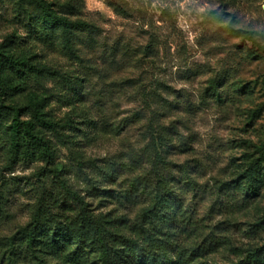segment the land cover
Listing matches in <instances>:
<instances>
[{"label": "rangeland", "instance_id": "obj_1", "mask_svg": "<svg viewBox=\"0 0 264 264\" xmlns=\"http://www.w3.org/2000/svg\"><path fill=\"white\" fill-rule=\"evenodd\" d=\"M47 1L94 27L77 32L76 55L60 32L48 40L31 34L24 21L29 6L20 0H0V46L13 40L36 61L84 79L78 105L95 129L75 117V144L51 135L52 167L97 213L133 220L156 186L151 142L160 134L170 141L162 151L191 221L179 243L199 248L191 264H235L249 247L263 246L264 222L257 233L250 225L264 217V185L245 199L235 181L245 153L264 142V59L252 58L231 28L252 32L264 45V0ZM213 81L222 82V100L211 91ZM71 111L51 103L57 120ZM9 118L0 114V122ZM2 138L0 130V264H11L10 244L17 247L44 189L57 188L41 175L43 162L7 167ZM16 255V264H35L21 247Z\"/></svg>", "mask_w": 264, "mask_h": 264}, {"label": "trees", "instance_id": "obj_2", "mask_svg": "<svg viewBox=\"0 0 264 264\" xmlns=\"http://www.w3.org/2000/svg\"><path fill=\"white\" fill-rule=\"evenodd\" d=\"M20 1L29 6L24 21L30 33L48 40L60 32L64 48L72 55H76L77 32L94 28L86 21L72 19L47 0ZM231 29L242 37L241 44L252 58L264 59V45L252 32ZM13 44L7 40L0 46V114L10 117L6 123L0 122L7 167L23 160L43 162L41 175L51 178L57 188L56 193L45 189L41 193L30 221L17 233V247L23 248L35 264H191L199 248L186 249L178 240L180 232L188 228L182 225L191 221L185 218L174 185L178 179L169 177L171 163L162 151L170 141L160 134L152 136L156 186L150 203L135 219L113 212L97 213L71 188L63 171L52 167L56 147L51 135L62 145L75 144L80 124L75 117L95 129L93 120L78 105L84 79L38 62L29 49L18 51ZM51 82L56 83L49 88ZM221 87L222 82H212L211 91L219 100ZM54 99L66 103L75 115L55 119L51 112ZM76 110L80 111L76 114ZM235 184L245 199L259 196L264 185V142L256 151L245 153ZM263 220L252 223L251 230L257 233ZM10 247V263L16 264V244ZM243 253L246 255L235 264H264V245L249 247Z\"/></svg>", "mask_w": 264, "mask_h": 264}]
</instances>
